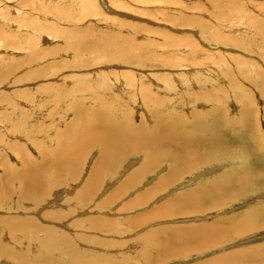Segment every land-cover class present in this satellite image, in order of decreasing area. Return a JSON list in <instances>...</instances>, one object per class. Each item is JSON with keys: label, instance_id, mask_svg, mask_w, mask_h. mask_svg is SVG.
I'll return each mask as SVG.
<instances>
[{"label": "rangeland", "instance_id": "374dc122", "mask_svg": "<svg viewBox=\"0 0 264 264\" xmlns=\"http://www.w3.org/2000/svg\"><path fill=\"white\" fill-rule=\"evenodd\" d=\"M15 1L0 0V15L10 13L14 23L8 30L27 33L29 42L0 46V246L7 249L0 247V264H47L48 259L56 264H264V216L250 214L264 210V173L254 169L253 161L249 168L224 156L220 162L227 165L219 168L215 162L217 169L210 175L193 177L201 171L197 164L184 167L177 181L160 183L170 176L174 158L164 161L156 151L137 149L120 153L118 158L123 157L109 165L108 152H103L107 129L113 127L121 134L137 127L130 143L137 146L135 142L164 135L167 129H195L190 123L194 120L207 127L212 119H221L219 114L237 124L256 125L264 141V0H105L106 5L95 0L100 16L83 15L85 10L76 4L82 0H63V6L74 4L59 13L61 19L47 14L39 0L19 6ZM89 8L95 13L94 6ZM36 17L37 25L31 23ZM218 17L233 20V30L219 29L213 21ZM47 32L51 44L42 40ZM215 33L226 37L220 46ZM69 44L90 48L73 54L66 49ZM15 58H24L23 68L11 67ZM119 77H124L123 91L113 85ZM226 91L227 97L222 93ZM211 107L214 111L208 113ZM150 156L154 161L145 164ZM231 177L240 184L229 189L227 184V192L241 187L233 192L237 199L200 212L171 213L170 204L181 192ZM36 178L40 185L31 183H38ZM29 189L37 192L31 200L25 191ZM227 218L230 225L237 222L233 231H240L220 241L215 234ZM189 224H213L216 233L214 228L202 239L210 240V235L215 241L201 239L208 244L203 247L194 241L197 246L189 249L183 244L175 254L159 249V231Z\"/></svg>", "mask_w": 264, "mask_h": 264}, {"label": "bare ground", "instance_id": "6f19581e", "mask_svg": "<svg viewBox=\"0 0 264 264\" xmlns=\"http://www.w3.org/2000/svg\"><path fill=\"white\" fill-rule=\"evenodd\" d=\"M25 1H27V3H28V1L29 0H16L15 2V4H17V6H19V4L21 3L22 4V2H24L25 3ZM61 1H63V0H39V2H41V7H45L44 9H46V13L47 14H54L55 15V17H57V18H59V19H61L60 17H59V13L62 11V10H64V9H66V8H68V7H70V6H72L74 3H69V4H66V5H64L63 6V4H61ZM79 1V0H78ZM91 1L92 2H94V4L93 3H91ZM102 1V3L104 4V5H106V1L104 0H101ZM76 2H77V0H76ZM82 3H76L77 4V6H79V9H80V11H84V14L83 15H96V16H100V13L102 12H100L99 11V5H98V1L96 2L95 0L93 1V0H82L81 1ZM20 4V5H21ZM24 5V4H23ZM94 6V8H92V12L95 10V13H89V11L91 10L90 8H89V6ZM107 5H108V3H107ZM10 7V6H9ZM20 7H22V6H20ZM20 7H18V8H20ZM82 7H84V8H86V9H81ZM17 8V7H16ZM31 8H33V7H31ZM38 8H39V5H38ZM38 8H37V10H38ZM72 8V7H71ZM232 8V7H231ZM11 8H9V10H10ZM36 9V8H35ZM40 9V8H39ZM44 9H43V12H45L44 11ZM120 9V8H119ZM0 10H1V8H0ZM21 10V9H20ZM32 10V9H31ZM111 10V9H110ZM19 11V10H18ZM33 11V10H32ZM199 11V10H198ZM3 12H4V10H3ZM25 12V11H24ZM37 12V11H36ZM114 12H115V10H114ZM221 13V12H220ZM231 13V12H230ZM2 14V13H1ZM19 14V13H18ZM33 14V13H32ZM77 14V13H76ZM219 14V13H218ZM222 14V13H221ZM240 14V13H239ZM10 15V13H8V12H5V14H4V16L3 15H0L1 17V19H2V22L3 23H1V26H0V46L1 47H12L13 45L12 44H14V43H18V42H20V41H22V40H24V41H26V39H28V37H26L27 36V33H25L26 35H22V36H25V37H22V36H19V34H14L11 30H8V28H7V25H8V27L9 26H11L12 27V23H14V22H12V20H13V18L11 17V16H9ZM36 15H38L37 13H36ZM21 16V15H20ZM80 16V15H79ZM240 16V15H239ZM242 16V15H241ZM25 18H26V16H24ZM35 17V16H34ZM238 17V16H237ZM82 18V17H81ZM37 17L35 18V21L34 22H31V23H33V24H36L37 25V23H36V21H37ZM216 18H214L213 19V21L214 22H217V24L219 23V29H221V30H226V33L229 31L228 29L230 28V29H232L233 30V27H232V21L233 20H230V21H227V18H224V19H226V20H224L223 22L219 19V17H218V20H215ZM234 19V18H233ZM4 20V21H3ZM20 20V19H19ZM65 20V19H64ZM69 20H70V18H69ZM168 20V19H167ZM228 20H229V17H228ZM8 21H10V24L9 23H7ZM25 21V19L23 20V22ZM236 21V20H235ZM238 21V20H237ZM26 22V21H25ZM52 23H54L53 21H52ZM171 23H173V22H171ZM235 23V22H234ZM237 23H240V21H238ZM16 24V23H15ZM23 24V23H22ZM22 24H20V25H22ZM25 24V23H24ZM23 24V25H24ZM27 24V23H26ZM26 24L24 25V26H26ZM55 24H56V22H55ZM178 25H179V23H177ZM188 24V23H187ZM222 24V25H221ZM173 25H175V24H173ZM23 26V27H24ZM234 26H235V24H234ZM22 27V26H21ZM26 27H28V25L26 26ZM203 27V26H202ZM173 28V27H172ZM31 29V28H30ZM48 29H52V27H49ZM62 30V29H61ZM220 30V31H221ZM236 30H237V32L238 33H242L243 32V29L242 28H236ZM41 32V31H40ZM51 32V31H50ZM57 32V31H56ZM216 34V33H215ZM218 34V33H217ZM216 34V35H217ZM228 35V34H227ZM19 36V37H18ZM169 36V35H168ZM171 36V35H170ZM213 36V35H212ZM219 36H221V35H219ZM219 36L217 35V36H214V38L215 39H218L219 38ZM40 37H43V34L40 36ZM229 38V37H228ZM227 38V39H228ZM30 39H31V37H30ZM42 40H44L45 42L47 41L49 44H51L52 42H53V37L49 34L48 35V32H47V34L46 35H44V37L42 38ZM79 40V39H78ZM224 40H226V37H223V39H222V37H220L219 38V46H220V43L222 42V41H224ZM173 41V40H172ZM179 41V40H178ZM213 41V40H212ZM26 42H29V41H26ZM31 42V41H30ZM195 42V41H194ZM169 43V42H168ZM172 43V42H171ZM215 43V42H214ZM217 43V42H216ZM30 44V43H29ZM109 44V43H108ZM31 45V44H30ZM33 45V44H32ZM171 45H173V44H171ZM177 46L179 45V43H177L176 44ZM181 45V44H180ZM179 45V46H180ZM186 45V44H185ZM26 47V44H23V47ZM106 46H108V45H106ZM116 46V45H115ZM181 46H183V45H181ZM28 47V46H27ZM110 47H112V46H110ZM117 47H119V46H117ZM129 47V46H128ZM189 47V46H188ZM34 48V47H33ZM89 48L90 47H88V45H85V44H75V45H72V44H69L68 46H67V48L66 49H71L72 51H73V54H81L82 53V51H86V50H89ZM194 48V47H193ZM198 48V47H197ZM14 49V48H13ZM29 49V48H28ZM109 49H111L112 50V48H109ZM114 49V48H113ZM118 49V48H117ZM10 50H12V49H10ZM27 50V49H26ZM30 50H31V48H30ZM108 50V49H107ZM181 50V49H180ZM183 48H182V52H183ZM17 50H15L14 51V54H16L17 52H16ZM28 51V50H27ZM39 51V50H38ZM57 50H54V53L53 54H56V53H58V52H56ZM59 51V50H58ZM117 51V50H116ZM116 51H113V52H115L116 54H118ZM30 52V51H29ZM186 52V51H185ZM246 52V51H245ZM30 53H32V52H30ZM29 53V54H30ZM35 53V52H34ZM34 53H32V54H34ZM37 53V52H36ZM38 53H40V52H38ZM115 53H114V55H115ZM194 53V52H193ZM192 53V54H193ZM217 53V52H216ZM243 53V52H242ZM18 54V53H17ZM31 54V55H32ZM113 54V53H112ZM124 54V53H123ZM171 54H173V53H171ZM220 54V53H219ZM222 54V53H221ZM27 55V54H26ZM31 55H29V57L31 56ZM36 55V54H35ZM113 56V55H112ZM118 56V55H117ZM27 57V56H26ZM25 57V58H26ZM28 57V58H29ZM34 57H37V56H34ZM33 57V58H34ZM124 57V56H123ZM38 58V57H37ZM113 58V57H112ZM116 58V57H115ZM130 58V57H129ZM137 58V57H136ZM175 58H177V56L175 57ZM221 58V57H220ZM135 59V58H134ZM14 61H12V62H14L13 64L14 65H11V67L13 68V69H15V68H18V67H22V65H23V62L22 61H24V58H23V60H16V58L15 59H13ZM26 60H27V58H26ZM36 60V59H35ZM116 60V59H115ZM130 60H132V59H130ZM136 60V59H135ZM140 60V59H139ZM184 60V59H183ZM196 60V59H195ZM222 60V59H221ZM238 60H240V59H238ZM29 61V63H30V60H28ZM20 62H22V64L20 63ZM26 62V61H25ZM34 62V61H33ZM37 62V61H36ZM103 62V61H102ZM105 62V61H104ZM128 62V61H127ZM134 62V61H133ZM144 62V61H143ZM186 62V61H185ZM236 62V61H235ZM11 63V62H10ZM27 63V62H26ZM135 63H137V62H135ZM181 62H179V64H180ZM196 63H198V61L196 62ZM32 64V63H31ZM138 64V63H137ZM136 64V65H137ZM215 64H217V62L215 63ZM10 65H9V67H10ZM26 65V64H25ZM181 65V64H180ZM179 65V66H180ZM221 64H219V66H220ZM138 66H139V64H138ZM141 66V65H140ZM142 67V66H141ZM23 68V67H22ZM134 68V67H133ZM196 69H200V71L202 70V69H204V67H202V68H197V67H195ZM194 68V69H195ZM18 69H20V68H18ZM195 69V70H196ZM10 70H11V68H10ZM17 70V69H16ZM187 70H188V68H187ZM14 71V70H13ZM131 71V70H130ZM175 71V70H174ZM5 72V71H4ZM11 72V71H10ZM196 72V71H195ZM222 72V71H221ZM225 72V71H224ZM6 73V72H5ZM9 73V72H8ZM127 73H129V72H127ZM126 73V74H127ZM145 73V72H144ZM194 73V72H193ZM220 73V72H219ZM226 73H227V71H226ZM98 74V73H97ZM145 74H147V73H145ZM185 74H188V73H185ZM190 74H192V72L190 71ZM92 75L93 76H95V74H93L92 73ZM130 75H134V74H132V73H130ZM177 75V74H176ZM183 75V74H182ZM181 75V76H182ZM192 75H194V74H192ZM218 75V74H217ZM27 76H28V74H27ZM175 76V75H174ZM178 76V75H177ZM4 77V76H3ZM2 77V78H3ZM144 77H146V75H144ZM149 77V76H148ZM219 80L221 79V73L219 74ZM19 78V77H18ZM190 78H191V76H189L188 78H187V82L188 81H190ZM195 78V77H194ZM3 79H5V78H3ZM23 79V78H22ZM30 79V78H29ZM148 79H152V77H149ZM174 79H175V77H174ZM8 80V79H7ZM19 80H21V79H19ZM176 80V79H175ZM181 80V79H180ZM223 80V79H222ZM17 81V80H16ZM22 81V80H21ZM153 81H155V80H153ZM182 81H186V79L185 80H182ZM196 81V80H195ZM4 82V81H3ZM114 84V87L116 88V89H118V90H120V91H123V90H125V84H124V77H119V78H117V80L116 81H114L113 82ZM155 83V82H154ZM158 83V82H157ZM178 83H179V81H178ZM202 83V82H201ZM221 83H222V85L225 83V82H222L221 81ZM146 85V84H145ZM167 85V84H166ZM202 85V84H201ZM6 86V85H5ZM139 86V85H138ZM225 86V85H224ZM4 87V86H3ZM40 87H42V86H40ZM142 87V89L144 88L142 85H140V88ZM228 87V86H227ZM55 88H56V86H55ZM123 88V89H122ZM177 88V87H176ZM236 88V87H235ZM261 88V87H260ZM22 89H23V87H22ZM141 89V90H142ZM172 89V88H171ZM186 89V88H185ZM227 89V88H226ZM230 89V88H229ZM13 90V89H12ZM41 90V89H40ZM43 90V89H42ZM144 90V89H143ZM184 91V90H183ZM199 91V90H198ZM222 91V90H221ZM220 91V92H221ZM39 92V91H38ZM37 92V93H38ZM46 92V91H45ZM192 92V91H191ZM202 92V91H201ZM219 92V93H220ZM23 93V92H22ZM28 93V92H27ZM58 93V92H57ZM193 93V92H192ZM218 93V92H217ZM222 93H224L225 95H226V97L228 96V93H227V91L226 92H222ZM261 93V92H260ZM2 94V93H1ZM7 95H9L8 93H6ZM17 94V93H16ZM30 94V93H29ZM230 94V93H229ZM264 94V93H263ZM5 95V94H4ZM140 95V94H139ZM205 95V94H204ZM213 95V94H212ZM223 95V94H222ZM232 95V94H231ZM230 95V96H231ZM10 96H11V94H10ZM235 96V95H234ZM253 96V95H252ZM2 97V96H1ZM7 97V96H6ZM12 97V96H11ZM14 97V96H13ZM15 97H17V96H15ZM194 97H196V95L194 96ZM200 97V96H199ZM198 97V98H199ZM202 97V96H201ZM264 97V96H263ZM2 99V98H1ZM237 100V99H236ZM235 100V101H236ZM161 101V100H160ZM159 101V102H160ZM202 101V100H201ZM198 102V101H197ZM27 103V102H26ZM254 104V103H253ZM26 106H27V104H26ZM87 109V108H86ZM22 110V109H21ZM43 110V109H42ZM83 110V109H82ZM209 110V111H208ZM207 111H208V113H212L214 110H213V108L211 107L210 109H208ZM14 111V110H13ZM16 111H17V109H16ZM15 111V112H16ZM223 111V110H222ZM240 111V110H239ZM11 112H12V110H11ZM19 112V111H18ZM92 112V111H91ZM100 112V111H99ZM14 113V112H13ZM162 113V112H161ZM197 113V112H196ZM239 113V112H238ZM46 114V113H45ZM154 114V113H153ZM157 114V113H156ZM203 114V113H202ZM15 115H16V113H15ZM194 115V114H193ZM200 115V114H199ZM235 116V115H234ZM155 117V116H154ZM158 117V116H157ZM223 117V115H221V114H219V116H218V118H221V119H217L218 121H216V118H214V119H212L211 121H209L208 122V125H207V127H201V124H199V123H197L198 121H195L194 120V122H190V123H192V125H193V127H195L196 126V128L194 129H190V130H182V131H177V130H175V128L176 127H174V129L173 130H169V129H167V131H165V132H163L164 133V135H160V134H157L155 137H152V138H147L146 140L145 139H143L141 142H135V145H137V146H132L130 143H131V138L138 132V130L139 129H134V128H137V127H132V126H129L128 127V129H126V131H124L123 132V134H121V133H119V132H117V131H115V130H113L114 129V127L111 129L110 127L112 126V125H110V129H107V128H104L103 126V128L106 130H108L107 132L108 133H106V138L105 137H103V138H105V141H106V143H105V146H103V143L105 142H103V141H101V142H103L101 145V148H103V147H105V148H103L104 150H103V152H105V154L107 153V155H109V159H108V161H109V165H113L115 162H117L119 159H120V157L122 156H119V158H118V155H120V153L121 154H124V152H125V154L127 155V154H131V153H133V151H135V150H137V149H139V150H146L147 152H151V151H156L158 154H159V159L160 160H164V161H169V159L170 158H174L175 159V161L173 162V161H169V162H172L173 163V166L171 167L172 169H170V172H171V174H170V176H167V177H165L164 179H162V180H159V181H161L160 183H166V182H171L172 180L174 181V180H176V179H178V175L180 174V173H182L183 172V168L184 167H192L193 165H200L199 167H197V171L199 170H201L200 171V174H195V175H193V177H195V178H199V177H201L202 178V176L204 177L205 175H208L209 173H211L213 170H215V169H217V168H214L213 169V167H215L214 165L216 164L215 162H218L219 164H218V166H219V168L220 167H222L223 168V166H225V165H227V164H224V163H221L220 161H223V160H230L231 162H229V163H240V162H242V161H244V162H246V164L249 166V168H250V165L252 164V162L251 161H253L254 163H255V165L257 166V167H254V169H258L259 171H261L262 173H264V141H263V139H261V137L259 136L260 134H258L257 133V126L256 125H254V124H249V123H246V122H244V121H242L240 124H237V122L234 120V119H230V120H228L227 118H222ZM230 117V116H229ZM237 118V117H236ZM241 118V117H240ZM244 119H245V117H244ZM10 120V119H9ZM13 120V119H12ZM5 121H7V120H5ZM183 121V120H182ZM3 122V121H2ZM255 123V122H254ZM41 126V125H40ZM46 126V125H45ZM160 126V125H159ZM99 127V126H98ZM106 127V126H105ZM131 127V128H130ZM102 128V129H103ZM180 128V127H179ZM104 129H103V131H104ZM178 129V128H177ZM128 130V131H127ZM180 130V129H179ZM130 131V132H129ZM261 133V132H260ZM145 134H150V132H147V133H145ZM90 141V140H89ZM98 143V142H97ZM169 146H172L171 148L169 147ZM129 148H131L130 150H129ZM83 149V148H82ZM102 150V149H101ZM117 150L118 151H120V152H117ZM242 152L243 153H245V154H248L249 155V157H245V156H243L242 155ZM42 154V153H41ZM102 154H104V153H102ZM43 155V154H42ZM139 155V154H138ZM224 156H226L227 158H225V159H221L222 157H224ZM123 157V156H122ZM141 156H138V158L137 159H139ZM156 157V156H155ZM44 158V157H43ZM107 158V157H106ZM104 159V158H103ZM131 159V158H130ZM132 159H134V158H132ZM154 158L153 157H151L150 156V158L147 160V161H145L144 163L145 164H147V162L148 161H151V160H153ZM221 159V160H220ZM143 160V159H142ZM103 161V160H102ZM141 161V160H140ZM154 161V160H153ZM153 161H152V163H153ZM133 162V161H132ZM135 162V161H134ZM212 162H214V163H212ZM129 163V162H128ZM211 163V164H210ZM234 164V165H235ZM244 164L245 163H243V166L242 167H244ZM131 165V164H130ZM141 165V164H140ZM143 165V164H142ZM202 165H204L205 166V168H201V166ZM57 166V165H56ZM148 167V166H147ZM216 167H217V165H216ZM236 167V166H235ZM239 167H241V166H239ZM238 167V168H239ZM241 167V168H242ZM232 168V167H231ZM237 168V167H236ZM142 169H143V166H142ZM243 169V168H242ZM244 169H245V167H244ZM140 170V169H139ZM196 170V169H195ZM230 170L231 169H229V172H230ZM239 171V170H238ZM250 171V170H249ZM234 172H236V171H234ZM261 172H260V174H261ZM169 173V172H168ZM193 173H195L194 171H193ZM244 173V172H243ZM242 174V173H241ZM41 175V174H40ZM210 175V174H209ZM244 175V174H243ZM38 176V175H37ZM228 176H230L229 174H228ZM239 176V175H238ZM242 176V175H241ZM257 176V175H256ZM41 177H42V175H41ZM237 177V176H236ZM251 177V176H250ZM263 177V176H262ZM34 178H35V176H34ZM39 178V177H38ZM38 178H36V180L37 181H39V179ZM232 178V177H231ZM234 178V179H233ZM232 179H228V180H226V181H224V180H217V179H211L210 180V182H206V183H202L201 185H199L198 184V186L196 187H192L193 189L192 190H190L189 189V192L187 191L186 193H184L183 195H181L182 194V192H181V194H180V196L178 197L177 195V197H175L176 199H175V201L174 202H172L171 204H170V207H171V209H172V211H171V213H174L175 215H176V213H184V212H193V211H198V212H200V211H203V210H205V209H210V208H214V207H219L220 205H223L224 203H225V200L226 199H231V201L232 200H234V198L235 199H237L236 197H237V195L235 196V197H232L233 196V192H234V194H235V192L238 190L237 188L239 187H237L236 189H234V191H232V193H229V192H227V188H226V186H227V184H229L227 187H228V189H229V186L230 185H236V184H240L237 180H238V178H237V180L235 179V177H233ZM241 178V177H240ZM247 178V177H246ZM252 178H254V177H252ZM43 179H44V177H43ZM193 179V178H192ZM182 180V179H181ZM240 180V179H239ZM253 180V179H252ZM177 181V180H176ZM190 180H188L186 183L188 184V182H189ZM209 181V180H208ZM241 181H242V179H241ZM245 181L246 180H244V183H245ZM247 181H249V180H247ZM32 184H35V185H40L41 184V182L39 181L38 183H33V182H31ZM159 183V184H160ZM185 183V184H186ZM244 183H242V184H244ZM248 183V182H247ZM250 183V182H249ZM253 183V182H252ZM29 184V183H28ZM184 183H183V185H181V187L182 186H184L185 185ZM53 185V184H52ZM126 185V184H125ZM128 185V184H127ZM180 185V184H179ZM197 185V184H196ZM250 186H251V184H250ZM38 187V186H37ZM179 187V186H178ZM243 187V186H242ZM30 188H33V187H30ZM233 188V187H232ZM231 188V189H232ZM240 189H241V187H239ZM174 189V188H173ZM244 189V188H243ZM263 189V188H262ZM256 190V189H255ZM257 190H258V188H257ZM25 191H28L29 193H28V196H27V199L28 200H31L32 199V197L34 198L35 196H34V193H35V195H37V192L34 190V191H32V189H29V190H25ZM173 191V190H172ZM243 191V190H242ZM241 191V192H242ZM44 192H45V190H44ZM185 192V191H184ZM255 192V191H254ZM259 192V191H258ZM8 193V192H7ZM24 193V192H23ZM26 193V192H25ZM237 193V192H236ZM239 193V192H238ZM27 194V193H26ZM26 194H24V195H26ZM58 194V193H57ZM23 195V196H24ZM38 195H42V194H39L38 193ZM215 195H216V197H215ZM23 196H22V198H23ZM258 197V196H257ZM56 199V198H55ZM59 199V198H58ZM57 199V200H58ZM239 199V198H238ZM227 202V201H226ZM99 203H101V202H99ZM99 203H97L96 205H98ZM232 203V202H231ZM95 205V206H96ZM101 206V205H100ZM102 207V206H101ZM124 207V206H123ZM166 207H168V206H166ZM169 207V208H170ZM217 207V208H218ZM256 207V206H255ZM164 208V207H163ZM257 208V207H256ZM261 208V207H260ZM250 210V209H249ZM246 211V210H245ZM243 212H244V210H243ZM250 213V212H249ZM165 214H167V213H165ZM239 214V213H238ZM251 218H256V217H259L260 215L261 216H264V210H259V209H257V210H255L254 209V211H252L251 213ZM255 214V215H254ZM58 215V214H57ZM241 216H242V214H241ZM250 216V215H249ZM52 217V216H51ZM54 217V216H53ZM100 217V216H99ZM236 217V216H235ZM238 217H239V215H238ZM243 217V216H242ZM229 218H230V216H229ZM229 218H227L226 219V221H222L223 222V224H221V225H223L222 227H220V228H218L219 230V237H218V233L217 234H215L216 235V238H218V239H220V241L221 240H223L222 238H225V236H230L233 232H235V233H237L238 231H240L239 229H236L235 231H233L234 230V228H235V223H237V222H235V223H232L231 225H230V222L232 221L231 219H229ZM231 218H233L232 216H231ZM237 218V217H236ZM240 218V217H239ZM238 218V219H239ZM12 219V218H11ZM146 219H147V217H146ZM235 219V218H234ZM233 219V220H234ZM244 219V218H243ZM242 219V220H243ZM139 220V219H138ZM137 220V221H138ZM260 220V219H259ZM262 220V219H261ZM260 220V221H261ZM10 221V220H9ZM95 221H97V220H95ZM104 222H108V221H104ZM131 222V221H130ZM253 223H254V221H252ZM8 223V222H7ZM102 223H103V221H102ZM210 223H214V221L213 222H210ZM217 225L219 224L218 222H215ZM215 223H214V225H215ZM243 223V222H242ZM256 223V222H255ZM254 223V224H255ZM258 223V222H257ZM9 224V223H8ZM11 224V223H10ZM9 224V225H10ZM244 224V223H243ZM242 224V225H243ZM246 224V223H245ZM250 224V223H249ZM107 225V224H106ZM111 225V224H110ZM190 226L189 227H187V225L185 226V225H183V226H175V227H168L167 229H163V230H161V231H159V233H158V238H159V240H160V244H159V249L160 248H164V250H169L168 252H170V253H172V254H175L174 252H178V248L179 247H181L183 244H185V245H187L188 246V249L189 248H195L196 246H197V243L199 244L200 242H198V241H200L204 236H203V234L205 235V233H206V235L208 236V231H212V230H214V228L216 227V226H214L213 224H212V226L210 225H206V224H203V226L201 225V226H197L196 224H194L193 226H191V224H189ZM199 225H200V223H199ZM204 225H206V226H204ZM227 225H230V227H228ZM260 225V224H259ZM11 226V225H10ZM10 226H8L9 227V229H11V228H13V227H10ZM112 226V225H111ZM227 226V227H226ZM244 226V225H243ZM226 227V228H225ZM249 227V226H248ZM247 227V228H248ZM255 227V226H254ZM92 228V227H91ZM124 228V227H123ZM245 228V227H244ZM252 228V227H251ZM262 228V227H261ZM14 229V228H13ZM110 229H111V227H110ZM114 229V228H113ZM216 229V228H215ZM257 229H258V227H257ZM259 229H260V227H259ZM105 230H108V229H105ZM246 230V229H245ZM11 231V230H10ZM9 231V232H10ZM110 231V230H109ZM216 231H217V229L215 230V233H216ZM247 231V230H246ZM213 232V231H212ZM211 233V232H210ZM209 233V234H210ZM214 233V232H213ZM213 233H211V234H213ZM224 233H226V235H223ZM234 234V233H233ZM205 235V238L207 237ZM23 236H25L24 234H23ZM213 236V235H212ZM232 237V236H231ZM231 237H229V238H231ZM68 238V237H67ZM92 238V237H91ZM209 238H211L212 239V237L209 235ZM216 238H213L212 240L210 239H208L209 240V242H213V241H215V239ZM233 238V237H232ZM159 240H157V241H159ZM203 241L205 240H207V239H202ZM208 240H207V242H208ZM93 241H94V239H93ZM194 241H197V243L196 244H194ZM204 241V242H205ZM219 241V240H218ZM72 243V242H71ZM207 243H205V245H204V243L202 242V243H200L198 246L199 247H203V246H207L206 245ZM215 244V243H214ZM65 245V244H64ZM108 245V244H107ZM111 245V244H110ZM173 245H177V248L175 249V248H173ZM179 246V247H178ZM1 247V246H0ZM264 247V246H263ZM2 248V250H3V252L4 251H6L7 249H5L4 247H1ZM9 249V248H8ZM73 250H74V247L72 248ZM184 249V248H183ZM185 249H186V247H185ZM58 250H59V248H58ZM61 250H63V249H61ZM192 250V249H191ZM259 250V249H258ZM257 250V251H258ZM261 250V249H260ZM10 251V250H9ZM60 251V250H59ZM72 251V250H71ZM118 251V250H117ZM250 251V250H249ZM252 251H253V248H252ZM255 251V250H254ZM67 252V251H66ZM65 252V253H66ZM165 252V251H164ZM13 253V252H12ZM68 253H69V251H68ZM105 253V252H104ZM143 253V252H142ZM163 253V252H162ZM181 253V252H180ZM263 253V252H262ZM118 254V253H117ZM144 254H147V253H145V251H144ZM164 254V253H163ZM257 254V253H256ZM52 255V254H51ZM59 255H60V253H59ZM61 255H62V252H61ZM60 255V256H61ZM146 256V255H145ZM43 257V256H42ZM45 257V256H44ZM111 257V256H110ZM109 257V258H110ZM236 257V256H235ZM253 258V257H252ZM261 258V257H260ZM75 259V258H74ZM147 259V258H146ZM55 261V260H54ZM77 261V260H76ZM148 261V260H147ZM47 264H56V263H54L52 260H50V259H48V260H46L45 261ZM58 262V261H57ZM73 264V263H72ZM106 264V263H105ZM112 264H113V262H112ZM246 264V263H245ZM249 264V263H248Z\"/></svg>", "mask_w": 264, "mask_h": 264}, {"label": "water", "instance_id": "95a60500", "mask_svg": "<svg viewBox=\"0 0 264 264\" xmlns=\"http://www.w3.org/2000/svg\"><path fill=\"white\" fill-rule=\"evenodd\" d=\"M44 42V41H43Z\"/></svg>", "mask_w": 264, "mask_h": 264}]
</instances>
